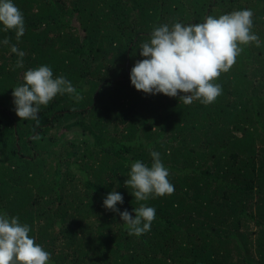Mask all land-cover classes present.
I'll return each mask as SVG.
<instances>
[{
	"label": "trees",
	"instance_id": "trees-1",
	"mask_svg": "<svg viewBox=\"0 0 264 264\" xmlns=\"http://www.w3.org/2000/svg\"><path fill=\"white\" fill-rule=\"evenodd\" d=\"M13 3L26 30L17 41L0 25V214L29 225L50 264H264V0ZM245 9L261 45L241 46L213 104L131 85L154 28ZM42 65L82 99L57 95L38 121L20 120L13 89ZM151 151L175 191L138 202L124 182L133 162L151 166ZM112 191L133 218L141 204L155 208L149 232L129 235L103 206Z\"/></svg>",
	"mask_w": 264,
	"mask_h": 264
},
{
	"label": "clouds",
	"instance_id": "clouds-1",
	"mask_svg": "<svg viewBox=\"0 0 264 264\" xmlns=\"http://www.w3.org/2000/svg\"><path fill=\"white\" fill-rule=\"evenodd\" d=\"M253 15L250 9L237 10L219 17L209 15L203 23L176 22L171 27L163 24L154 28L149 40L140 45L143 59L131 69V85L145 94L179 97L185 105L194 101L205 106L213 104L222 94L216 80L234 66L243 50L241 46L261 45L252 32ZM0 25L5 32H14L17 41L25 34L23 14L13 0H0ZM2 43L9 45L10 41L5 38ZM11 52L18 56L16 67H23L25 53L15 45H11ZM23 81L12 92L20 120L38 121L41 106H47L57 95L82 99L70 81L63 76L54 77L47 65L28 69ZM150 155L151 166L139 160L133 162L124 182L138 202L170 196L175 191L160 153L151 151ZM123 202V196L112 191L103 200V206L119 213L129 235L139 237L149 232L156 217L155 208L141 204L134 208L133 218L127 210L120 212L116 207ZM30 231V226L21 224L18 217L0 214V264H50L51 254L36 243Z\"/></svg>",
	"mask_w": 264,
	"mask_h": 264
}]
</instances>
